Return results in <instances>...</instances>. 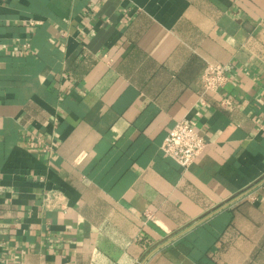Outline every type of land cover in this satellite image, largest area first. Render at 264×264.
I'll return each mask as SVG.
<instances>
[{
    "label": "crops",
    "instance_id": "1",
    "mask_svg": "<svg viewBox=\"0 0 264 264\" xmlns=\"http://www.w3.org/2000/svg\"><path fill=\"white\" fill-rule=\"evenodd\" d=\"M0 264H264V0H0Z\"/></svg>",
    "mask_w": 264,
    "mask_h": 264
},
{
    "label": "built area",
    "instance_id": "2",
    "mask_svg": "<svg viewBox=\"0 0 264 264\" xmlns=\"http://www.w3.org/2000/svg\"><path fill=\"white\" fill-rule=\"evenodd\" d=\"M232 71L230 64H207L200 77L201 94L218 91L230 80ZM221 104L226 106L230 102L225 98ZM205 145V138L186 119H181L168 131L161 150L179 166L187 169L202 153Z\"/></svg>",
    "mask_w": 264,
    "mask_h": 264
}]
</instances>
